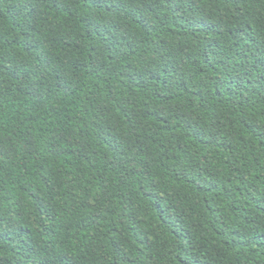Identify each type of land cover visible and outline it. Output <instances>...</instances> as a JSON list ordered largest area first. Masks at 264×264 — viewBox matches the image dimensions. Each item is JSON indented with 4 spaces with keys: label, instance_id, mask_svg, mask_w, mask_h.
<instances>
[{
    "label": "trees",
    "instance_id": "1",
    "mask_svg": "<svg viewBox=\"0 0 264 264\" xmlns=\"http://www.w3.org/2000/svg\"><path fill=\"white\" fill-rule=\"evenodd\" d=\"M0 264H264V0H0Z\"/></svg>",
    "mask_w": 264,
    "mask_h": 264
}]
</instances>
